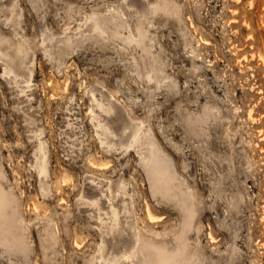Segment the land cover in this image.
Listing matches in <instances>:
<instances>
[{
  "label": "rangeland",
  "instance_id": "1",
  "mask_svg": "<svg viewBox=\"0 0 264 264\" xmlns=\"http://www.w3.org/2000/svg\"><path fill=\"white\" fill-rule=\"evenodd\" d=\"M0 31V264H264V0H0Z\"/></svg>",
  "mask_w": 264,
  "mask_h": 264
},
{
  "label": "bare ground",
  "instance_id": "2",
  "mask_svg": "<svg viewBox=\"0 0 264 264\" xmlns=\"http://www.w3.org/2000/svg\"><path fill=\"white\" fill-rule=\"evenodd\" d=\"M143 12L144 13L142 14L141 18L138 20V23H137V25L140 26V29H142L143 25H145L144 18L147 15L145 10H143ZM114 25H122V23H115ZM3 44L7 45V47H6L7 49L13 47L11 38L6 36L5 34H3L0 31V47ZM90 93L92 96V101L94 103V106L100 110V113H102L103 115H106V116H112L115 113V106L109 98H104L103 95H102V98H99L93 90H90ZM91 113H93V110H91ZM248 113H250V112H248ZM136 140H137V138L134 137V141H136ZM129 146L133 147V144H130ZM92 165L94 167L97 166L96 164H92ZM99 168L105 169L104 166L103 167L100 166ZM161 179L163 180V184L165 187L167 185H169L170 178L168 176V170L164 166H163V170H162V174H161ZM100 197L102 198L103 196L100 195ZM110 202L111 203L109 206V213H108L110 215V223H109L108 230H107L108 235L111 236V238L113 240H116L117 237L120 238V237H123L125 234H127V228H129L130 230L133 231L134 242H135V245H137L139 242L138 238L141 237L142 235L138 234L137 233L138 231L136 230L134 225L130 223V221L132 220V217H133V213L128 208V204L124 202L122 207L117 208L114 205L113 201L110 200ZM5 206H7V197L5 195V192L0 187V216H5ZM146 213H147V219H148L149 223H155L160 218V217H158V219H157V217L152 213V208L150 207L149 204L146 205ZM122 217H125V221L122 220ZM208 236H210L211 241L214 239V237L211 234ZM130 256H131V254H128V255L126 254L125 258L130 259ZM162 260H163V262L165 261L163 258H162ZM115 263H116V261L112 260V264H115Z\"/></svg>",
  "mask_w": 264,
  "mask_h": 264
}]
</instances>
